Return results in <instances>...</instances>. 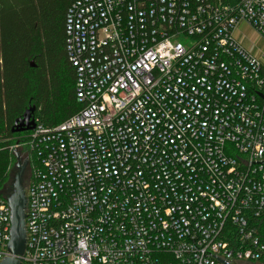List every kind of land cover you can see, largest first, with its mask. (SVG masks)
Returning a JSON list of instances; mask_svg holds the SVG:
<instances>
[{
	"label": "built area",
	"instance_id": "2783aa9c",
	"mask_svg": "<svg viewBox=\"0 0 264 264\" xmlns=\"http://www.w3.org/2000/svg\"><path fill=\"white\" fill-rule=\"evenodd\" d=\"M67 2L80 110L10 147L26 240L0 193V262L264 264V0Z\"/></svg>",
	"mask_w": 264,
	"mask_h": 264
},
{
	"label": "trees",
	"instance_id": "16d2710c",
	"mask_svg": "<svg viewBox=\"0 0 264 264\" xmlns=\"http://www.w3.org/2000/svg\"><path fill=\"white\" fill-rule=\"evenodd\" d=\"M67 0H0V193L12 194L5 167L16 119L34 107V117L56 126L80 110L66 55ZM64 112V119L58 120ZM2 147V148H1ZM4 147V149H3ZM2 149V150H1ZM260 235L264 240V224Z\"/></svg>",
	"mask_w": 264,
	"mask_h": 264
},
{
	"label": "water",
	"instance_id": "95a60500",
	"mask_svg": "<svg viewBox=\"0 0 264 264\" xmlns=\"http://www.w3.org/2000/svg\"><path fill=\"white\" fill-rule=\"evenodd\" d=\"M34 107L27 109L23 115L16 119L12 128V133H21L25 131H30L34 128L33 120ZM15 157L16 164V174L14 176V181L12 184V194L8 197L7 203L11 214V231H10V242L8 245V251L14 256H21L25 249V194L22 184L23 174L27 165L26 161H22L20 152L18 150L12 151ZM218 260V259H217ZM220 261V260H218ZM224 264L226 262L220 261ZM0 264H19V260L16 258H6L0 262Z\"/></svg>",
	"mask_w": 264,
	"mask_h": 264
},
{
	"label": "rangeland",
	"instance_id": "374dc122",
	"mask_svg": "<svg viewBox=\"0 0 264 264\" xmlns=\"http://www.w3.org/2000/svg\"><path fill=\"white\" fill-rule=\"evenodd\" d=\"M242 30H243V32H245L246 34H247V36H248V38H247V40H244V42H243V44L247 47V48H249V41H259V39H258V37L256 36V34L252 31V30H250L249 28H247V27H245V26H243L242 27ZM259 44H260V47L262 48V50H264V43H262V42H259ZM74 87V83L73 82H70V81H65V85H64V88H65V90L66 89H68V88H73ZM64 117V112H63V114H61L60 116H59V118H58V120H56V121H60L61 119H64L63 118ZM20 136H17V137H15V140L17 139V138H19ZM11 146H12V144H11ZM10 146V147H11ZM10 147H9V149H8V152L10 153ZM2 148V147H1ZM3 149H4V147H3ZM2 150V149H1ZM9 161H10V159H9ZM10 163V162H9ZM9 163L7 164V167H5V172H6V177H7V179H13V181H14V176H15V174H16V169H15V164H16V162H14V164H12V167H11V170L9 171L8 170V166H9ZM25 178L23 177V181H22V184H23V186H25V184H24V182H25Z\"/></svg>",
	"mask_w": 264,
	"mask_h": 264
},
{
	"label": "flooded vegetation",
	"instance_id": "af4514ba",
	"mask_svg": "<svg viewBox=\"0 0 264 264\" xmlns=\"http://www.w3.org/2000/svg\"><path fill=\"white\" fill-rule=\"evenodd\" d=\"M26 167H27V165H26ZM27 176H28V172L26 171V168H25V171H24L23 177L26 179ZM22 181H23V179H22Z\"/></svg>",
	"mask_w": 264,
	"mask_h": 264
}]
</instances>
